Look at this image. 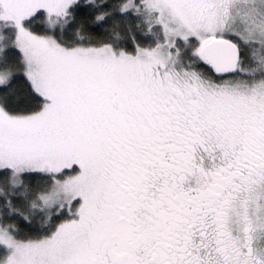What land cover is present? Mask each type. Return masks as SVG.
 <instances>
[{"label":"snow or ice","instance_id":"obj_1","mask_svg":"<svg viewBox=\"0 0 264 264\" xmlns=\"http://www.w3.org/2000/svg\"><path fill=\"white\" fill-rule=\"evenodd\" d=\"M0 264H264V0H0Z\"/></svg>","mask_w":264,"mask_h":264}]
</instances>
